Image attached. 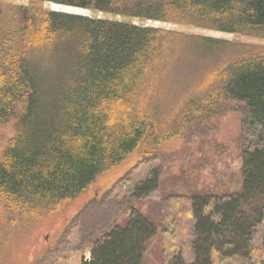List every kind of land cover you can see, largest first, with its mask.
<instances>
[{"label": "trees", "instance_id": "1", "mask_svg": "<svg viewBox=\"0 0 264 264\" xmlns=\"http://www.w3.org/2000/svg\"><path fill=\"white\" fill-rule=\"evenodd\" d=\"M29 1L0 0V127L15 119L16 130L0 157L10 222L59 210L148 139L238 111L241 189L171 192L161 236L166 264H264V45L143 23L264 39V0ZM162 169L161 156L146 152L81 209L61 234L62 249L39 264L80 249L79 241L92 243L81 264H143L158 231L134 204L158 198Z\"/></svg>", "mask_w": 264, "mask_h": 264}, {"label": "rangeland", "instance_id": "2", "mask_svg": "<svg viewBox=\"0 0 264 264\" xmlns=\"http://www.w3.org/2000/svg\"><path fill=\"white\" fill-rule=\"evenodd\" d=\"M3 1L19 4L30 2L29 0ZM43 7L82 15L111 17L82 8L70 9L55 6L49 2L43 3ZM137 22L140 23V21ZM143 23L204 36L264 45V39L251 36L150 20ZM15 135V119L0 127V157L9 139ZM243 140L242 114L238 111H229L224 115L193 121L186 125L183 132L168 140L152 142L148 139L122 164L100 175L83 193L54 212L25 218L18 215L14 222H10L5 203L0 197V264H39V260L49 251L62 249L58 247L61 246V234L74 221L81 209L90 201L100 199L120 177L142 159L146 152L159 154L163 169L158 198L140 200L134 204L155 224L158 231L156 237L148 243L143 264H166V250L162 241L160 223L161 204L164 198L171 192L194 196L239 191L243 184L241 148ZM128 215L129 211L124 212L116 221L122 224ZM79 242L85 245L72 253L66 251L55 255L46 264H56V262L81 264L84 259L88 260L91 257L92 243Z\"/></svg>", "mask_w": 264, "mask_h": 264}, {"label": "bare ground", "instance_id": "3", "mask_svg": "<svg viewBox=\"0 0 264 264\" xmlns=\"http://www.w3.org/2000/svg\"><path fill=\"white\" fill-rule=\"evenodd\" d=\"M88 260H90V258Z\"/></svg>", "mask_w": 264, "mask_h": 264}]
</instances>
